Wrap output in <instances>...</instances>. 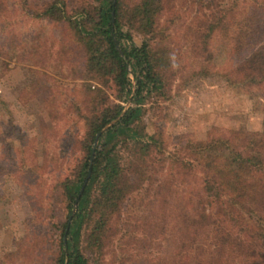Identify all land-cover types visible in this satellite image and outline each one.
Instances as JSON below:
<instances>
[{
  "label": "trees",
  "instance_id": "obj_1",
  "mask_svg": "<svg viewBox=\"0 0 264 264\" xmlns=\"http://www.w3.org/2000/svg\"><path fill=\"white\" fill-rule=\"evenodd\" d=\"M178 1L0 0V62L6 70L13 59L34 67L57 65L62 72L69 64L88 80L74 107L66 104L78 115L74 125L83 120L82 133L74 135L72 125L66 135L75 136L80 152L73 164L63 148L57 152V168L68 172L47 193L43 189L53 230L50 248L44 249L46 256L39 251L38 261L264 264V135L241 150L222 137L185 144L181 150L189 148V159L174 158L179 172L184 168L178 183L185 184L176 215L164 217L160 226L147 221L141 232L135 227L151 157L167 150L164 138L145 122L147 103L170 96L176 74L174 67L156 62L152 41L167 37L168 28L183 18L175 11ZM204 1L214 15L208 19L209 36L218 27L230 31L235 65L224 75L264 102V0L198 3ZM13 2L25 6L26 16L56 26L59 32L49 34L56 43L37 34L28 45L20 32L19 38L14 30L6 32ZM166 13L168 25L161 19ZM51 80L56 102L57 80ZM42 241L38 237L33 245L43 249Z\"/></svg>",
  "mask_w": 264,
  "mask_h": 264
},
{
  "label": "rangeland",
  "instance_id": "obj_2",
  "mask_svg": "<svg viewBox=\"0 0 264 264\" xmlns=\"http://www.w3.org/2000/svg\"><path fill=\"white\" fill-rule=\"evenodd\" d=\"M206 3L179 0L175 11L183 18L168 28L167 37L152 41L156 62L174 67L176 74L171 95L147 103L145 122L149 131L164 138L167 150L165 155L151 157L150 176L136 213L139 232L147 221L160 226L166 222L164 217L176 213L185 184L178 183L184 168L179 172L180 164L174 158L189 159V148L181 150L185 144L222 137L241 150L246 141L264 135V102L224 75L235 65L230 56V31L227 26L218 27L209 36L208 19L212 21L214 15ZM10 11L11 27L6 32L14 30L18 38L20 32L28 45L37 34L49 36V44L56 43L57 38L49 35L59 32L56 26L26 16L22 3L13 2ZM214 12L221 15V11ZM164 15L163 22L168 14ZM3 30L0 27V35ZM5 68L0 62V264H44L45 257L40 261L37 257L50 248L53 228L46 216L43 189L47 193L68 172L57 168V152L63 148L72 164L80 152L72 139L75 136L66 137L78 116L66 104L74 107L88 80L80 69L71 71L69 64L62 72L57 65L34 67L13 59L9 69ZM52 78L60 94L56 102L50 96ZM82 121L72 128L74 135L83 132ZM38 237L46 241L41 244L46 245L43 249L33 245Z\"/></svg>",
  "mask_w": 264,
  "mask_h": 264
}]
</instances>
